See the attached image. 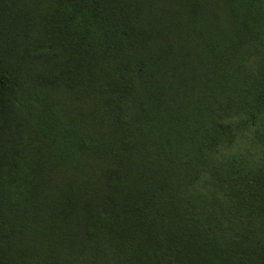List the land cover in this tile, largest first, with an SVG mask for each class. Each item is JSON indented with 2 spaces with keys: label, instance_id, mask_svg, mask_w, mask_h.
I'll return each instance as SVG.
<instances>
[{
  "label": "trees",
  "instance_id": "obj_1",
  "mask_svg": "<svg viewBox=\"0 0 264 264\" xmlns=\"http://www.w3.org/2000/svg\"><path fill=\"white\" fill-rule=\"evenodd\" d=\"M0 264H264V0H0Z\"/></svg>",
  "mask_w": 264,
  "mask_h": 264
}]
</instances>
